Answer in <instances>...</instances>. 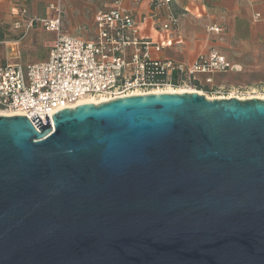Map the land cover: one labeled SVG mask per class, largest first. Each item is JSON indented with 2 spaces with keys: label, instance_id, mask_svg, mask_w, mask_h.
I'll use <instances>...</instances> for the list:
<instances>
[{
  "label": "water",
  "instance_id": "obj_1",
  "mask_svg": "<svg viewBox=\"0 0 264 264\" xmlns=\"http://www.w3.org/2000/svg\"><path fill=\"white\" fill-rule=\"evenodd\" d=\"M31 119L0 116V264H264V98Z\"/></svg>",
  "mask_w": 264,
  "mask_h": 264
},
{
  "label": "built area",
  "instance_id": "obj_2",
  "mask_svg": "<svg viewBox=\"0 0 264 264\" xmlns=\"http://www.w3.org/2000/svg\"><path fill=\"white\" fill-rule=\"evenodd\" d=\"M123 1L116 0L113 10L97 13V36L91 41L62 34L63 7L59 2L49 6L55 12L54 18L30 21V27L40 23L47 32H55L58 37L50 47L47 61L0 66V116L21 115L32 121L31 118L38 115L45 123L46 114L51 121L56 112L85 104L88 99L109 102L135 95L179 91L188 84L198 89L194 85L196 81L203 88L190 92L206 97L211 94L215 99L244 100L260 98L257 94L263 93L260 99L264 98V82L255 89L214 85L213 75L235 70L218 51L202 53L188 68L154 59L153 53L160 52L163 45L141 37ZM152 4L156 12H165L167 21L158 28L160 32L174 31L186 17L174 0H154ZM26 13L27 9L23 8L22 14ZM219 30L217 26L209 28L212 32ZM203 76L206 77L204 83L200 79Z\"/></svg>",
  "mask_w": 264,
  "mask_h": 264
},
{
  "label": "crops",
  "instance_id": "obj_3",
  "mask_svg": "<svg viewBox=\"0 0 264 264\" xmlns=\"http://www.w3.org/2000/svg\"><path fill=\"white\" fill-rule=\"evenodd\" d=\"M53 2L63 7L62 34L88 41L97 36V13L116 7V0H0V66L49 59L57 33L47 32L40 23L30 27V21L54 18L49 7ZM153 2L124 0L123 5L141 37L163 45L160 52L153 53L154 59L188 68L202 53L218 51L235 66L228 73L247 78L264 72V0H174L186 17L172 32L158 30L167 19L164 10L153 9ZM23 8L27 9L24 15ZM216 26L219 32L209 31ZM221 75H213L216 87L225 86L217 84ZM205 78L200 77L202 83Z\"/></svg>",
  "mask_w": 264,
  "mask_h": 264
},
{
  "label": "rangeland",
  "instance_id": "obj_4",
  "mask_svg": "<svg viewBox=\"0 0 264 264\" xmlns=\"http://www.w3.org/2000/svg\"><path fill=\"white\" fill-rule=\"evenodd\" d=\"M53 37V36H52ZM221 79H218L217 84L225 85L227 88H232V87H243V88H248V89H255L256 87H259L260 84L264 82V72L260 74H253L251 77L247 78H242L243 76L241 75H234L233 73H228V74H222ZM195 90V91H201L199 89H196L193 86H186L183 89L180 90ZM171 91V90H167ZM205 92V91H202ZM263 93H258L257 96L262 97ZM244 97H248V95H243ZM241 96V97H243ZM210 99H215V95L209 94L208 96Z\"/></svg>",
  "mask_w": 264,
  "mask_h": 264
},
{
  "label": "bare ground",
  "instance_id": "obj_5",
  "mask_svg": "<svg viewBox=\"0 0 264 264\" xmlns=\"http://www.w3.org/2000/svg\"><path fill=\"white\" fill-rule=\"evenodd\" d=\"M190 91H192V90H179V91H174L175 93L177 92V93H183V92H190ZM174 92H172V91H167V93H174ZM261 98V97H260ZM101 102H106V100L105 99H102V100H100V101H98V100H95V99H88V100H85L84 101V103L86 104V103H91V104H96V105H98V104H100Z\"/></svg>",
  "mask_w": 264,
  "mask_h": 264
},
{
  "label": "trees",
  "instance_id": "obj_6",
  "mask_svg": "<svg viewBox=\"0 0 264 264\" xmlns=\"http://www.w3.org/2000/svg\"><path fill=\"white\" fill-rule=\"evenodd\" d=\"M194 85L198 88V89H201V88H203V87H201V85L199 84V82L198 81H196V82H194Z\"/></svg>",
  "mask_w": 264,
  "mask_h": 264
}]
</instances>
